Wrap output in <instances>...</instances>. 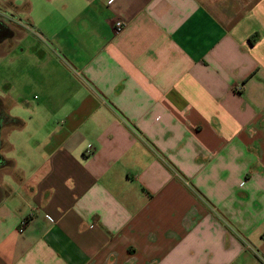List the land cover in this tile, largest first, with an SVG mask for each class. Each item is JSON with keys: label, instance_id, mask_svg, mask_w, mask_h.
<instances>
[{"label": "crops", "instance_id": "1", "mask_svg": "<svg viewBox=\"0 0 264 264\" xmlns=\"http://www.w3.org/2000/svg\"><path fill=\"white\" fill-rule=\"evenodd\" d=\"M13 9L0 264H264V0Z\"/></svg>", "mask_w": 264, "mask_h": 264}, {"label": "rangeland", "instance_id": "2", "mask_svg": "<svg viewBox=\"0 0 264 264\" xmlns=\"http://www.w3.org/2000/svg\"><path fill=\"white\" fill-rule=\"evenodd\" d=\"M22 3L23 0H0V39L2 35L7 34L9 19L14 18L22 24L30 26L28 22H25L24 13L21 10L13 9V6H20ZM4 40L7 41L8 37ZM31 47L30 38H21L20 36L0 46V97H5L9 93L10 58H37L36 54L35 56L30 52Z\"/></svg>", "mask_w": 264, "mask_h": 264}, {"label": "trees", "instance_id": "3", "mask_svg": "<svg viewBox=\"0 0 264 264\" xmlns=\"http://www.w3.org/2000/svg\"><path fill=\"white\" fill-rule=\"evenodd\" d=\"M9 36V30H7V34L2 35L1 39L7 38ZM0 39V40H1ZM6 113V103L0 99V120L2 121L1 125H0V129L2 127V125H4L6 123V125H15L17 126L19 124V122L17 120H10L9 117L6 119V117H4L2 114ZM6 166L7 162L2 158V156L0 155V166Z\"/></svg>", "mask_w": 264, "mask_h": 264}, {"label": "built area", "instance_id": "4", "mask_svg": "<svg viewBox=\"0 0 264 264\" xmlns=\"http://www.w3.org/2000/svg\"><path fill=\"white\" fill-rule=\"evenodd\" d=\"M124 28V23L122 21H117L115 24H114V31L115 33H120L122 31V29ZM87 153H90V152H87ZM27 222L25 220H23L21 223H20V226H19V232H22L23 229L25 228Z\"/></svg>", "mask_w": 264, "mask_h": 264}]
</instances>
